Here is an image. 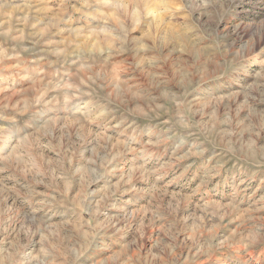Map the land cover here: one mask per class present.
<instances>
[{"label":"rangeland","instance_id":"obj_1","mask_svg":"<svg viewBox=\"0 0 264 264\" xmlns=\"http://www.w3.org/2000/svg\"><path fill=\"white\" fill-rule=\"evenodd\" d=\"M0 264H264V0H0Z\"/></svg>","mask_w":264,"mask_h":264}]
</instances>
